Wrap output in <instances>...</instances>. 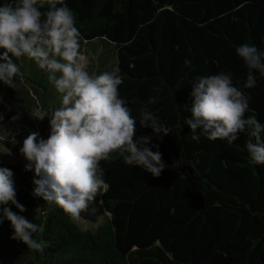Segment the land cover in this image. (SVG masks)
<instances>
[{
  "label": "trees",
  "instance_id": "obj_1",
  "mask_svg": "<svg viewBox=\"0 0 264 264\" xmlns=\"http://www.w3.org/2000/svg\"><path fill=\"white\" fill-rule=\"evenodd\" d=\"M17 3L0 0V6ZM64 3L83 38L81 52L83 45L100 41L102 54L93 51L98 68L119 67L120 96L137 119L134 139L150 137L144 146L159 151L166 167L154 178L126 165L118 153L101 161L109 188L100 206L108 218L94 231H81L55 203L32 195L34 173L24 170L26 163H0L12 171L16 199L26 211L8 207L41 227L34 239L44 245L39 252L10 239L12 229L4 220L0 264H264V165L254 164L247 152L246 142L253 138L246 130L232 144L210 141L186 125L193 83L221 72L230 73L234 86L251 97L245 118L264 124V77L255 73L257 86L244 89L248 70L235 51L247 43L264 52V0ZM19 60L14 62L22 75L16 78L51 104V116L62 95L34 61ZM145 106L172 129L169 135L140 126L139 110ZM49 133L48 126L45 139Z\"/></svg>",
  "mask_w": 264,
  "mask_h": 264
},
{
  "label": "clouds",
  "instance_id": "obj_2",
  "mask_svg": "<svg viewBox=\"0 0 264 264\" xmlns=\"http://www.w3.org/2000/svg\"><path fill=\"white\" fill-rule=\"evenodd\" d=\"M45 7L47 10L41 11ZM82 39L74 13L64 0H18L15 5L0 6V83L15 88V78L22 74L14 59L26 57L48 73L47 79L62 95L61 106L50 118L42 109L33 113L34 120L49 119L48 138L38 140L39 133L33 132L20 148L27 162L24 170L34 173L32 195L55 203L73 220L81 219V213L108 190L100 163L114 153L120 154L126 165L139 167L154 178L166 167L159 151L144 146L150 137L134 139L137 119L120 96L123 79L119 67L91 75L80 50ZM235 51L248 70L244 89L255 88V73L264 77V52L247 43ZM184 63L190 65L191 61ZM191 97V117L186 119L191 132L200 130L210 141L232 144L247 130L253 138L246 142L250 159L264 165V124L255 117L245 118L251 97L234 86L230 73L197 78ZM139 123L161 137L172 130L147 106L139 110ZM199 138L191 137L194 141ZM12 176L10 169L0 167V224L7 220L12 229L10 239L43 252V243L34 239L41 227L8 207L11 204L20 213L26 211L16 199Z\"/></svg>",
  "mask_w": 264,
  "mask_h": 264
},
{
  "label": "rangeland",
  "instance_id": "obj_3",
  "mask_svg": "<svg viewBox=\"0 0 264 264\" xmlns=\"http://www.w3.org/2000/svg\"><path fill=\"white\" fill-rule=\"evenodd\" d=\"M98 54H102V44L100 41H95L93 44L88 45L85 48L84 56L86 58V68L91 75H94L95 70V55L93 50ZM108 52L104 53L105 59L108 57ZM112 59H115L114 55ZM23 62H28V59H24ZM97 65V64H96ZM109 64H106L105 71H109ZM103 69L97 68L98 75L105 72ZM4 101H9V98H4ZM10 101L7 103L9 104ZM42 109L48 112L50 118V106L43 102L42 99L36 95L33 99V104L20 103L21 111H17L15 115L7 116L6 110H1L0 114V163L8 165H17L27 163L23 156L20 154L19 149L22 147L23 141L33 132H38L37 139H45V131L49 126V119L45 117L43 121H37L33 119L34 111L28 112L31 108ZM32 108V109H33ZM26 111V112H25ZM2 141L7 144H2ZM15 150L12 151L11 149ZM102 194V193H101ZM97 196L95 200L89 205L87 211L81 213V219L73 220V223L81 230L94 231L98 226L102 225L108 218V215L103 211L100 206V197ZM39 207H36L38 211ZM17 264H34L31 260H24Z\"/></svg>",
  "mask_w": 264,
  "mask_h": 264
},
{
  "label": "crops",
  "instance_id": "obj_4",
  "mask_svg": "<svg viewBox=\"0 0 264 264\" xmlns=\"http://www.w3.org/2000/svg\"><path fill=\"white\" fill-rule=\"evenodd\" d=\"M87 46L88 45H83V49H82L83 55H84L85 48ZM93 51H95V50H93ZM95 53L98 54L97 52H95ZM96 54H93V55H95L94 61H95V67H96L94 70V76H98V72H96V70L98 68V60L96 59V57H97ZM102 58L104 59L103 56H102ZM20 62L25 64V62H23L22 60H19V63ZM15 83H16V87L13 89L8 88L5 85H3L2 83H0V114H1V110H6L7 116H12L13 114L15 115V113L17 111H21V109H20V103L21 102L28 103L29 105H32L33 99H35L36 95L40 97V95L38 93H36V90H35L36 88H34L29 82H27L21 78H15ZM6 97L9 98V101H10L9 104H7L9 101H7V102L4 101V98H6ZM42 101H43V99H42ZM43 102H45V101H43ZM46 103L50 106V109L52 110L51 104H49L48 102H46ZM32 108L29 109L28 112H30L31 110L32 111L36 110V108H33V109Z\"/></svg>",
  "mask_w": 264,
  "mask_h": 264
}]
</instances>
